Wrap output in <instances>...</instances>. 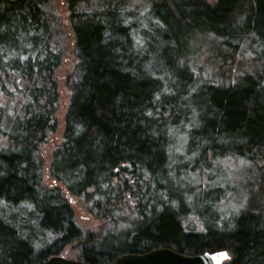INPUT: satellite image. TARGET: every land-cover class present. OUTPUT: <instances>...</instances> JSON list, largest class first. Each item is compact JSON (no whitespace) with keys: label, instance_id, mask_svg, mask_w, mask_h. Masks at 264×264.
Returning <instances> with one entry per match:
<instances>
[{"label":"trees","instance_id":"trees-1","mask_svg":"<svg viewBox=\"0 0 264 264\" xmlns=\"http://www.w3.org/2000/svg\"><path fill=\"white\" fill-rule=\"evenodd\" d=\"M157 248L264 264V0H0V264Z\"/></svg>","mask_w":264,"mask_h":264},{"label":"water","instance_id":"water-1","mask_svg":"<svg viewBox=\"0 0 264 264\" xmlns=\"http://www.w3.org/2000/svg\"><path fill=\"white\" fill-rule=\"evenodd\" d=\"M226 251L204 252L198 255H184L169 248H157L145 253H127L115 258L108 264H221L227 257ZM227 254V253H226ZM43 264H88L86 262L51 256Z\"/></svg>","mask_w":264,"mask_h":264},{"label":"rangeland","instance_id":"rangeland-1","mask_svg":"<svg viewBox=\"0 0 264 264\" xmlns=\"http://www.w3.org/2000/svg\"><path fill=\"white\" fill-rule=\"evenodd\" d=\"M146 1L147 0H137V2H146ZM206 1L213 3L216 0H206ZM172 154L176 155V153H172ZM75 210H76L75 213L76 219L80 227H82L83 230H90L92 219L86 215V213L83 211L81 206H79V208H75Z\"/></svg>","mask_w":264,"mask_h":264},{"label":"snow or ice","instance_id":"snow-or-ice-1","mask_svg":"<svg viewBox=\"0 0 264 264\" xmlns=\"http://www.w3.org/2000/svg\"><path fill=\"white\" fill-rule=\"evenodd\" d=\"M143 42L142 41H137V44L138 45H140V44H142ZM180 149H177V151H179ZM221 255H223V256H226L227 254L226 253H223V254H221Z\"/></svg>","mask_w":264,"mask_h":264}]
</instances>
